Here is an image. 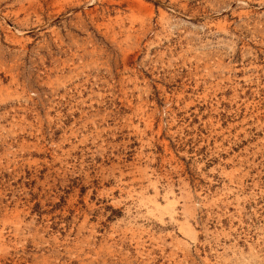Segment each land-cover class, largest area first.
Returning <instances> with one entry per match:
<instances>
[{"label": "rangeland", "instance_id": "374dc122", "mask_svg": "<svg viewBox=\"0 0 264 264\" xmlns=\"http://www.w3.org/2000/svg\"><path fill=\"white\" fill-rule=\"evenodd\" d=\"M0 264H264V0H0Z\"/></svg>", "mask_w": 264, "mask_h": 264}]
</instances>
